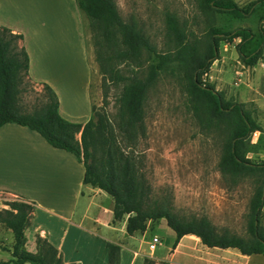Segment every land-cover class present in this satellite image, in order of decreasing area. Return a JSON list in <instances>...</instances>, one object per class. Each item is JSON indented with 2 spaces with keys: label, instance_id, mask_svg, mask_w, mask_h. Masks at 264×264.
<instances>
[{
  "label": "trees",
  "instance_id": "1",
  "mask_svg": "<svg viewBox=\"0 0 264 264\" xmlns=\"http://www.w3.org/2000/svg\"><path fill=\"white\" fill-rule=\"evenodd\" d=\"M198 9L205 14L203 35L186 27L175 13H165V47L159 48L133 19H124L114 0H76L85 13L92 30L95 59L102 72L103 102H107L105 84H121L116 96L114 119L108 122L102 115L98 118L103 131L102 145L114 140L116 135L136 141L145 134L144 116L149 90L166 74L178 78L185 94L184 104L206 132H215L221 139L218 160L220 171L235 183L239 178L252 176L254 192L247 212V232L239 235L228 230L218 232L206 217L183 219L172 209L167 199H148L136 158L121 151L107 152L100 164L87 163L82 154H87L89 133L93 132V117L86 122H75L64 118L58 111V96L52 87L43 83L45 100L31 111H23L19 96L25 88L28 76L29 56L19 43L23 35L0 25V125L12 121L37 131L47 142L73 152L84 165L83 181L98 186L114 199L113 218L128 214L126 231H144L148 220L161 217L175 232L172 247L186 233H194L207 246L236 247L243 254L264 253V226L260 222L264 204V159L254 160L247 152L256 143L251 133L262 131L253 116V110L237 100L223 97L222 91L202 79L212 62L219 57L220 41L230 42L239 38L235 49L239 59L246 65H255L261 58L264 43V27L258 32L249 26L237 25L224 30L215 24L216 13H229L235 18H244L264 7V0H253L241 6L236 0H195ZM260 19L264 22V14ZM247 46H249L247 48ZM147 63L143 73L138 69ZM150 58V61H149ZM119 62L132 65L126 71L118 67ZM94 115V114H93ZM79 134V136H77ZM96 140V138H95ZM8 207L0 209V222L13 234L12 257L2 263L23 264H81L65 262L61 252L39 233L36 247L24 246V229L31 224L34 204L20 198L4 202ZM109 264H118L119 245L106 242ZM145 264H168L145 256Z\"/></svg>",
  "mask_w": 264,
  "mask_h": 264
},
{
  "label": "crops",
  "instance_id": "2",
  "mask_svg": "<svg viewBox=\"0 0 264 264\" xmlns=\"http://www.w3.org/2000/svg\"><path fill=\"white\" fill-rule=\"evenodd\" d=\"M86 19L76 0H0V25L23 35L19 43L29 56L30 80L49 84L57 93L59 113L82 123L94 114L91 82L77 99L76 95L64 94L65 83L54 79L48 69L66 68L70 53L71 62L76 58L84 60L89 34ZM218 61L223 62V57L214 62ZM237 72L240 95L264 96V61ZM80 100L79 110L72 109ZM84 170L73 152L51 145L28 126L12 121L0 125V191L34 204L26 236L39 233L61 252L65 262L109 264L106 242L110 241L119 245L118 264H145V256L168 264H264V253L243 254L236 247L207 246L194 233L183 234L172 247V228L161 249L157 248L159 243L150 249L151 238L148 240L147 235L160 237L154 227L167 223L162 218L148 220L144 231L128 233V214L114 219L112 195L84 182ZM260 222L264 226V204ZM13 242V236L8 242L0 239V261L12 257Z\"/></svg>",
  "mask_w": 264,
  "mask_h": 264
},
{
  "label": "rangeland",
  "instance_id": "3",
  "mask_svg": "<svg viewBox=\"0 0 264 264\" xmlns=\"http://www.w3.org/2000/svg\"><path fill=\"white\" fill-rule=\"evenodd\" d=\"M118 11L124 19L135 20L157 44L159 48L165 47V13L171 11L186 23L188 29L194 30L197 35H203L205 14L197 7L195 0H114ZM241 6H247L253 0H236ZM77 4V3H76ZM264 14V7L258 8L244 18H235L229 13H216L215 24L229 30L237 25L249 26L258 32V27H264L260 19ZM86 36L84 60L76 58L71 62V55L66 68L48 69L53 78L64 82L65 95L75 96L80 99L83 90L91 82V97L93 96V132L91 138L86 134L88 144L87 154H82L87 163L100 164L107 152H117L119 149L136 158L139 172L145 190L148 191V199H167L172 209L183 219L206 216L216 227L218 232L228 230L230 232L249 236L247 232V212L249 201L254 192L255 179L252 176L239 178L235 183L231 182L220 171L218 160L221 153V139L215 132H206L199 127L196 119L184 104L185 94L178 78L162 75L156 84L149 90L145 106V134L136 141H129L116 135L114 140L102 145L100 138L106 131L101 126L98 118L102 115L108 122L114 119L116 112V96L121 84L107 83V102H103L102 72L95 59L92 30L89 20H85ZM234 40L220 41L219 57L224 61L213 62L202 79L214 85L222 91L223 97L229 100H237L253 110V116L262 127V131L251 133V141L256 145L251 147L247 155L254 160L264 159V96L252 98L240 95L236 81L245 65L239 59ZM249 46H247L248 48ZM67 55V54H65ZM145 64L138 69L143 73L146 68L147 55H142ZM150 61V58H149ZM264 61V43L261 58ZM65 63V60L62 64ZM118 67L126 71L132 65L128 62H119ZM244 65V66H242ZM226 69V70H225ZM227 72V73H226ZM229 72V73H228ZM64 78L66 80H64ZM25 88L19 96V104L23 111H31L45 100V92L41 84L33 82L29 77L25 80ZM89 81V83H88ZM57 94V93H56ZM93 94V95H92ZM81 100L76 108L79 110ZM79 136V134L77 135ZM102 159V160H101ZM17 195L0 191V209L8 207L4 202ZM165 223L166 219L161 217ZM158 224V223H157ZM164 225V224H163ZM0 222V239L5 242L12 239V231ZM27 228V227H26ZM25 228V229H26ZM24 246L29 250L36 247V232H31L29 238L25 234ZM167 224L164 227L157 225L154 231L160 236L158 247L165 244V238L169 235ZM150 235H147L149 240ZM28 238V239H27ZM163 238V239H161ZM5 254V251L1 253ZM3 264V263H0Z\"/></svg>",
  "mask_w": 264,
  "mask_h": 264
},
{
  "label": "built area",
  "instance_id": "4",
  "mask_svg": "<svg viewBox=\"0 0 264 264\" xmlns=\"http://www.w3.org/2000/svg\"><path fill=\"white\" fill-rule=\"evenodd\" d=\"M159 237L155 234L152 236L151 241L149 242V248L153 249L155 247V245L159 242Z\"/></svg>",
  "mask_w": 264,
  "mask_h": 264
}]
</instances>
